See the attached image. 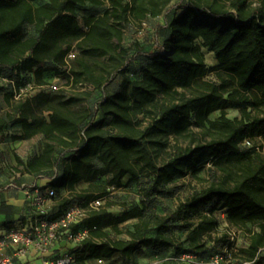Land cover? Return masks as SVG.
Listing matches in <instances>:
<instances>
[{"label":"trees","instance_id":"16d2710c","mask_svg":"<svg viewBox=\"0 0 264 264\" xmlns=\"http://www.w3.org/2000/svg\"><path fill=\"white\" fill-rule=\"evenodd\" d=\"M32 1L0 0V72L14 77L18 87L30 82L52 84L47 80L50 73L58 78L61 68L67 72L65 60L76 44L83 71L67 72L71 84L83 83L87 77L85 83L94 87L90 93L100 94L94 112L88 113L72 109L84 101L83 92L67 96L62 90L42 91L21 101L7 93L10 109L0 114V134L21 127L26 140L39 135L47 140L38 155L26 162L19 160V165L36 178L56 174L49 184L57 200L51 219L107 197V193L95 196L89 190L76 192L79 184L109 177V186L120 188L126 177H138L137 163L153 174V195L167 198L178 191L169 186L176 179L213 163L228 174L229 181L212 182L177 211L191 252L208 251L203 238L219 229L215 214L223 209L233 226L258 225L260 230L251 234L248 262L264 264V155L255 148H241L245 139L264 138V111L259 110L264 104V0L256 8L249 0H181L180 13H172L156 32L159 48L150 52L138 44L121 68L107 77L93 76L83 58L118 59L126 24L158 18L174 0H108L106 4L102 0H49L38 7ZM202 47L215 55L218 64L212 71L218 74L219 84L205 80L209 70ZM121 75L122 83L108 95ZM230 81L235 94L229 92ZM190 88L195 89L191 96L179 93ZM159 96L168 101L154 111ZM232 100L235 106L244 104L259 114L253 116L245 108L241 119L228 118L226 109ZM217 111L221 116L211 120ZM139 115H152L143 129L135 121ZM193 126L205 140L195 138ZM172 136L187 144L158 164L155 154L168 147ZM144 215L138 206L125 209L120 216H111L105 206L89 212L71 226L73 232L88 230L89 237L69 250L74 256L70 264L132 258L147 249H175L174 258L187 253L172 235L169 217L151 220ZM135 218L140 223L129 232V239L109 238L105 229L122 234L120 224ZM218 254L210 253L211 259Z\"/></svg>","mask_w":264,"mask_h":264},{"label":"rangeland","instance_id":"374dc122","mask_svg":"<svg viewBox=\"0 0 264 264\" xmlns=\"http://www.w3.org/2000/svg\"><path fill=\"white\" fill-rule=\"evenodd\" d=\"M49 0H33V5L35 7L46 4ZM261 0H249L253 8L259 7ZM103 4H106L108 0H102ZM180 4L181 0H174L170 6L167 7L166 11L158 17L156 20L146 19L142 22H135L131 20L126 24L124 29L123 42L121 43V49L118 52H121V55H118V59H109L101 58L96 61H92L87 57H84V62L89 66L90 73L93 76H105L107 77L111 73H114L118 68H121L124 61L127 59L130 53L135 51L138 47V44H143L145 50L154 52L160 46V39L157 37V31L163 28L167 22L169 16L174 13H180ZM225 4L229 6L230 2L226 1ZM89 10H92V5L87 4ZM85 14V11L82 12ZM34 28H29V33L32 34ZM202 44V42H199ZM122 50V51H121ZM74 51L76 53V58L71 59L72 72L78 74L83 71L81 63L78 60H81V52L76 44H73L70 47V52ZM126 52V53H125ZM202 52L204 53L207 69L209 74L205 77L206 81L219 82V77L216 72H213L212 69L217 66V61L213 52L209 48L202 47ZM119 65V66H118ZM59 79H55L53 73H50L51 76L47 79L52 84H57L64 91L67 96L71 94H77L83 92L84 101L78 103L72 107L75 112H94V106L100 99L99 93H90L93 92V88L84 87L78 84H71V78L64 69H60ZM221 77H225L227 80H230L224 73H221ZM87 77L82 78V82L85 83ZM31 80V79H30ZM123 76L121 75L115 83L112 84V91L108 92V95L112 94L118 86L122 83ZM229 92L235 94L234 83L230 81ZM87 84V83H85ZM89 85V84H88ZM195 92L194 88L187 90L179 89L180 94H187L191 96ZM239 96V95H238ZM237 96V97H238ZM7 92L4 88L0 87V114H4L7 110L10 109L9 103L6 99ZM228 98V94H226ZM163 96H159L157 101L153 104L152 110L156 111L158 107L166 102ZM234 101H231V107L226 109L227 117L230 119H241L242 111L246 108L248 112H251L253 116L259 114L257 110H254L252 107H246L244 104H239L235 106ZM260 111H264V104L260 107ZM221 116V112L217 111L210 116L211 120H217ZM102 118L101 112L97 114V119ZM152 120L151 116L139 115L136 117V123L139 124V127L143 129L146 127ZM193 133L195 134L196 139L205 140V137L202 135V132L195 126L192 128ZM47 140L44 136L39 135L34 144H38L40 149H43L46 145ZM184 140H176L173 136L169 140V145L165 150H161L155 154L156 161L158 164H162L167 161L170 157L178 152V149L186 146ZM254 147L257 148V152L262 156L264 155V138H256L253 141ZM29 154L22 155L19 152L10 150L9 153L6 151L0 150V167L3 170H6L10 173V176L19 175V160L24 161L28 159ZM139 175L136 179L126 177L120 188L109 186V177H101L93 183L83 182L76 187V192H82L84 190H89L90 193L95 196L103 193H107L105 198L104 206L108 210L111 216H120L124 213L125 209H132L135 207H141L144 209V217L147 219L154 220L156 217H169L171 219V224L173 226L172 235L174 236L177 244L182 246V252H187L186 254L192 256V260H179L174 258L176 253L175 249H170L166 251H153V250H144L141 254H136L132 258H115L113 260H106L102 264H250L248 262L247 250L251 242L252 232H258L260 229L256 224H248L244 227H236L228 223L226 217V211L219 209L216 212V216L220 220L219 229L211 235H206L203 238L206 249V253H197L191 252L189 248V243L186 241V235L181 231V225L184 223L183 219L178 215V208L181 203H185L189 198H191L195 193L202 191L207 188L212 182H227L229 181L228 174L219 167L215 166L213 163L207 164L196 174H188L186 177L176 179L171 185L178 188V191L174 197L167 198L158 195H153L152 193V183H153V174L146 170L143 165L135 164ZM16 172V175L14 174ZM1 174V173H0ZM41 184H45L43 181ZM264 195V192H262ZM27 198V197H25ZM24 197H22V200ZM32 206L30 207V213L28 217L21 218L22 222L19 220L15 223H10L13 226L18 223H25L26 220L32 215ZM207 211H203V214ZM198 218H194L193 222L197 223ZM140 223L139 218L130 219L122 224L120 228L123 231L122 234H116L112 229L108 228L105 231L109 234V238L117 239H129V232L133 231L135 225ZM16 225V226H18ZM217 252L218 256L214 258L218 261L215 262L211 259L210 253ZM264 253V248L262 249ZM214 259V260H215ZM27 264H42L41 260H31ZM88 264H99L93 260L88 261Z\"/></svg>","mask_w":264,"mask_h":264},{"label":"built area","instance_id":"2783aa9c","mask_svg":"<svg viewBox=\"0 0 264 264\" xmlns=\"http://www.w3.org/2000/svg\"><path fill=\"white\" fill-rule=\"evenodd\" d=\"M76 58L74 51L69 52L64 68L67 72L72 69L71 59ZM84 87H94L85 83L78 84ZM0 87L12 94L16 101L30 99L42 91H58L57 84L37 85L34 82L18 87L14 77H8L0 72ZM252 139H245L241 148L254 147ZM56 172V170H55ZM16 175V172H14ZM56 174L50 178L39 176L33 183L9 184L5 189L12 188L30 200L32 215L25 223L16 227H0V264H27L29 260H41L42 264H70L74 256L70 249L80 246L88 237L89 231L73 232L71 226L82 221L91 211L99 210L104 206L105 198L93 200L87 207H73L61 218L53 220L51 216L56 200L55 190L49 184L55 180ZM45 181V184H41ZM179 260H192V256L183 254ZM212 260L217 262L218 260ZM103 260H98L102 264Z\"/></svg>","mask_w":264,"mask_h":264},{"label":"crops","instance_id":"0c3cea01","mask_svg":"<svg viewBox=\"0 0 264 264\" xmlns=\"http://www.w3.org/2000/svg\"><path fill=\"white\" fill-rule=\"evenodd\" d=\"M149 19L156 20L157 18ZM0 137L3 138L0 140L1 151L9 153L10 150H13L20 154L22 153V155L29 154V157H27L28 159L38 155L42 151L38 144H34L38 136L31 140H26L21 127L6 129L0 134ZM28 159H25L24 162ZM18 168L20 170L18 173L19 175L12 176L11 178L10 173L6 170L2 171L0 167V227H16L18 223L14 226L10 223H15L19 220L22 222L23 219L21 218L28 217L30 213L31 202L28 198H25L26 196L24 193L12 188L5 189L11 183L22 184L36 181V176L27 173L23 166L18 165ZM22 197H24L23 200Z\"/></svg>","mask_w":264,"mask_h":264},{"label":"bare ground","instance_id":"6f19581e","mask_svg":"<svg viewBox=\"0 0 264 264\" xmlns=\"http://www.w3.org/2000/svg\"><path fill=\"white\" fill-rule=\"evenodd\" d=\"M214 61H216V60H214Z\"/></svg>","mask_w":264,"mask_h":264}]
</instances>
